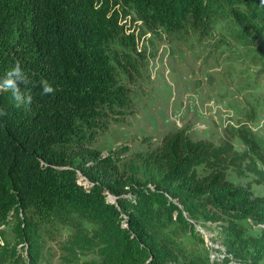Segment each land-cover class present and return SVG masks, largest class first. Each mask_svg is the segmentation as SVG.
Segmentation results:
<instances>
[{"label": "trees", "instance_id": "1", "mask_svg": "<svg viewBox=\"0 0 264 264\" xmlns=\"http://www.w3.org/2000/svg\"><path fill=\"white\" fill-rule=\"evenodd\" d=\"M128 15L171 36L229 17L264 64L262 0H0V85L14 79L21 95L17 101L16 89L0 87V226L12 224L6 241L26 250L6 258L41 264L44 246L68 228V262L91 253L99 259L88 264H187L175 255L183 250L158 235L175 210L182 228L193 230L177 199L225 225L227 252L218 262L264 264V195L253 189L264 185V146L250 127L233 131L243 152L231 141L193 140L184 129L148 151L125 145L105 155L95 146L130 112L132 88L122 79L139 73L140 51ZM17 64L26 79L7 77ZM231 172L254 176L235 185ZM199 258L190 264H213Z\"/></svg>", "mask_w": 264, "mask_h": 264}, {"label": "rangeland", "instance_id": "2", "mask_svg": "<svg viewBox=\"0 0 264 264\" xmlns=\"http://www.w3.org/2000/svg\"><path fill=\"white\" fill-rule=\"evenodd\" d=\"M131 18L128 15L124 20H128V27L137 36L140 53L134 55L140 69L134 80L129 81L127 76L122 79L132 88L130 112L112 120L97 137L95 146L103 154L125 145L129 153L152 150L168 132L180 129L186 130L193 140H207L216 145L231 141L236 150L243 152L246 145L233 132L242 125L250 127L264 146V64L254 58V46H244L235 36L232 19L218 17L208 29H191L171 36L163 30L146 31L140 21L133 22ZM253 176L239 177L231 172L229 180L242 185ZM253 189L264 195V185L253 184ZM174 202L193 230L182 228L175 210L174 217L163 219L167 224L165 230L157 226L162 243L169 241V249L183 250H175L183 263L207 256L211 263L221 264L218 261L227 252L223 241L225 225L195 214L177 199ZM123 215L128 219V215ZM240 223L247 227V234H256L257 227L247 220ZM14 230L12 224L0 226V264L13 263L6 257L14 252L26 253L22 244L14 246L11 238L6 241L5 237L13 235ZM68 233L67 228L53 235L44 246L41 264H88V260L99 259L88 253L79 255L75 263L68 262L65 248Z\"/></svg>", "mask_w": 264, "mask_h": 264}, {"label": "clouds", "instance_id": "3", "mask_svg": "<svg viewBox=\"0 0 264 264\" xmlns=\"http://www.w3.org/2000/svg\"><path fill=\"white\" fill-rule=\"evenodd\" d=\"M262 2H264V0H262ZM13 74L16 75V78L18 80H24L26 79L20 69V66L17 64L15 68H13L12 70H10L8 73H7V77H11ZM0 87H6V88H13V89H16V91L14 92V95H15V98L17 101H20L21 100V95L19 94V90L18 88L16 87V80L14 79H11V78H7L4 80L3 82V85H0ZM53 91L52 87L49 86L47 84V82H43V92L44 94H48V93H51ZM27 102H31V96L29 95L27 97ZM2 114V113H0Z\"/></svg>", "mask_w": 264, "mask_h": 264}, {"label": "built area", "instance_id": "4", "mask_svg": "<svg viewBox=\"0 0 264 264\" xmlns=\"http://www.w3.org/2000/svg\"><path fill=\"white\" fill-rule=\"evenodd\" d=\"M217 247H220V246L217 245ZM229 256L231 259L233 258V255L231 253H229Z\"/></svg>", "mask_w": 264, "mask_h": 264}]
</instances>
